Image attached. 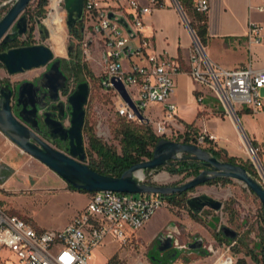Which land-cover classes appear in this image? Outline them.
<instances>
[{"label":"built area","instance_id":"obj_1","mask_svg":"<svg viewBox=\"0 0 264 264\" xmlns=\"http://www.w3.org/2000/svg\"><path fill=\"white\" fill-rule=\"evenodd\" d=\"M168 4L179 10L183 20L178 0H83L80 23V36L86 34L88 46L98 52L102 68L99 86L109 95L114 111L132 122H150L160 139L167 135L169 127L178 128L180 122L176 105L171 101L175 93L174 75L179 70L165 52L153 49L151 36L145 32V19ZM192 6L206 15L209 0H192ZM255 10L264 13V5H257ZM41 22L49 33L58 29L63 32L66 26L63 0H49ZM191 36L186 72L193 81L221 101L225 114L236 116L237 109L242 107L264 113V95L260 93L264 88V68L254 69L250 65L222 68L205 56L199 40L192 33ZM246 40L250 45L260 44L264 40V25L249 20ZM114 81L124 86L133 107L116 91ZM203 99L202 94L196 97L197 103ZM150 104L161 105L159 114L149 109ZM213 140L214 135L203 131L196 136L195 145ZM248 151L255 155L251 144ZM88 195L84 208L60 230H39L30 221L0 207V264H7L10 255L14 256L13 264H89L92 250L107 236L125 243L135 230L146 225L158 207L166 205L163 196L157 194L139 197L97 191ZM234 242L227 245V251ZM211 264H236V261L233 255L222 253Z\"/></svg>","mask_w":264,"mask_h":264},{"label":"rangeland","instance_id":"obj_2","mask_svg":"<svg viewBox=\"0 0 264 264\" xmlns=\"http://www.w3.org/2000/svg\"><path fill=\"white\" fill-rule=\"evenodd\" d=\"M13 2L14 0H0L1 17ZM37 2L38 0H32L26 7L27 12L24 16L27 19L28 30L19 39L24 40L30 28H32V45L44 44L53 51L55 57L62 60L64 71L69 79L67 93L63 92L61 95L63 102H67L68 93L70 90H74L76 83L80 81L88 82L89 93L84 106L86 127L82 130L86 160L92 161L96 158L94 154L91 156L88 151V133H93L102 142L119 150V133L117 129L120 120L111 106L109 95L104 93L98 84V77L102 71L98 60V52L93 46H88L86 34L77 37L69 32L66 26L63 31L64 47L62 49L58 50L59 47H56L51 40L50 33L46 39H42L38 31V24L45 14L36 17ZM184 14L189 23L191 16L185 12ZM77 27L79 29L80 26ZM70 45H74L77 50H80V58L86 64L88 72L83 71L77 76H72L69 73L66 63L71 59V56L68 55V46ZM42 69L43 67L33 68L22 73L9 75L0 62V83L6 80H9L10 83L30 80L38 75ZM260 93L263 95L264 89H261ZM205 104L213 109L212 111H205V120L209 119L208 114L211 112L217 117L225 114V107L217 97H208ZM156 114H159L158 110H156ZM187 114L184 117L186 121L189 120L191 113ZM237 115L240 116L239 113ZM234 118L236 119V116ZM238 118L244 130L249 132L250 127H246L245 120L241 117ZM253 121L255 130L264 135V118L258 116ZM64 124L69 126V118L64 120ZM184 124L180 120L178 128L169 127L170 130L164 138L180 142L183 139ZM149 125L152 126L150 122ZM193 125L197 130L196 134H193L195 137L203 131L209 133L204 126L198 127L195 123ZM251 141L254 143L252 146L258 159V161L256 159L258 166L252 159L253 155L248 151V145L251 144ZM210 144L215 149H222L226 154L233 155L237 158V162L246 165L252 164L251 169L254 176L249 175L264 186V144L258 141L254 142L251 136L241 135L236 150H228L227 145L220 146L217 140H213L211 143H199L198 146L206 149ZM52 146L55 149L62 150L56 144H52ZM0 155L2 157L0 172H3L4 176L12 172L4 185L0 184V207L6 212L31 221L39 230H60L83 209L88 193L72 190L67 185L63 186V180L61 181L59 176L30 155L23 153L2 132H0ZM4 178L1 174L0 179L4 180ZM190 178L192 176L187 177L184 173L170 174L164 168H161L144 171L141 181L148 184L176 186L188 181ZM200 194H207L222 201L221 210L214 211L203 208L193 218L192 211L187 206L186 201L184 205H173L166 201V205L158 207L146 225L135 230L125 243L121 244L119 241H113L110 236H107L98 247L92 250L89 264H152L149 255L153 243L159 236L163 238L167 234L172 235V245L179 251V256L171 264H211L222 253L233 255L236 262L238 259L243 258L246 264H259L246 254L248 250L252 249V253L259 257V245L264 239L263 212L256 195L244 183L231 179L226 184L216 182L197 186L186 192L185 199ZM135 195L147 197L150 194ZM16 211L22 212V214H18ZM222 225L237 232L236 242L228 251L226 248L229 243L220 239L223 236L220 233ZM200 238L202 239V246L199 249L188 248V244ZM9 260L7 264H13L14 256L10 255Z\"/></svg>","mask_w":264,"mask_h":264},{"label":"water","instance_id":"obj_3","mask_svg":"<svg viewBox=\"0 0 264 264\" xmlns=\"http://www.w3.org/2000/svg\"><path fill=\"white\" fill-rule=\"evenodd\" d=\"M31 1L14 0L7 12L0 18V43H10L26 34L28 24L23 12ZM63 5L66 11V27L71 32L83 20V0H63ZM179 9L183 15V22L197 40L198 38L190 27L181 6H179ZM109 16L113 18L112 14H109ZM119 21L124 23L121 18ZM38 31L42 39L49 36L47 28L41 22L38 24ZM54 58L53 51L44 44L13 47L0 52V62L9 75L44 67ZM66 81L67 77L60 70V59L57 58L37 80L36 84L28 80H24L19 84L16 93V106L21 108L17 114H14L11 109L12 90L10 86L6 84L0 87V132L8 137L23 153L44 164L66 184L77 190H84L86 193L113 191L165 196L188 191L212 178L224 177L244 183L260 201L264 216V186L250 176L241 165L217 159L206 149L195 144L161 138L154 146L150 159L131 165L119 177L103 175L92 170L85 163L86 153L82 134L85 117L84 106L89 93L87 81L78 82L67 98L70 108L69 127L63 125V115L59 114L58 118L54 119L51 116L52 114L44 111L43 122L46 126V132H42L38 128V112L46 106L41 101L46 95L51 100H57L58 92L64 88ZM113 83L120 96L133 107L124 86L118 81ZM40 88H46L47 93L38 95L37 92ZM139 119L142 120L143 117L139 115ZM39 133L42 137L39 136ZM56 140L64 144L68 140L66 149H55L52 144ZM184 153L208 168L201 170L188 181L176 186L148 184L134 176V173L138 170L144 172L156 169L165 165L169 160L180 158ZM186 204L194 214L201 212L203 208L214 211H219L222 208V201L207 194L191 196L186 200ZM220 233L223 237L232 241L237 236L236 231L225 225L220 227ZM159 239L160 236L156 240ZM163 239V246L160 249L170 248L172 246V235H164ZM201 246V238L188 244L190 249H199Z\"/></svg>","mask_w":264,"mask_h":264},{"label":"crops","instance_id":"obj_4","mask_svg":"<svg viewBox=\"0 0 264 264\" xmlns=\"http://www.w3.org/2000/svg\"><path fill=\"white\" fill-rule=\"evenodd\" d=\"M260 4L264 5V0H209V9L206 14L207 39L203 48L205 56L211 62L227 69L247 65L254 69L264 68V40L258 45H250L246 40L249 20L264 25V13H258L255 10V7ZM145 23V32L151 36L153 49L156 52H165L179 70L174 75L175 93L171 98V101L176 105V114L179 120L187 124L195 123L198 127L204 126L210 134L217 138L218 144L222 147L227 145L228 150L237 149L241 135L251 136L254 142L258 141L264 144V135L255 130L253 121L258 116L264 118L263 112L254 113L251 109L242 107L237 109L236 112L240 116L236 114V119L227 114L217 117L212 112L208 114L209 119H204L205 111L213 110L205 104L206 99L213 94L205 86L195 83L186 72L189 68V56L193 41L179 10L168 4L164 8L154 10L146 17ZM199 94H202L204 98L201 103L196 101ZM149 109L153 112L160 111L161 105L150 104ZM189 112L191 114L189 120L186 121L184 117ZM238 117L245 120L246 127H250L249 132L241 126ZM1 174L5 178L4 180L0 179V184L4 185L12 172L6 176L0 172V177ZM62 184L63 186L67 185L64 181ZM16 212L22 214V212Z\"/></svg>","mask_w":264,"mask_h":264},{"label":"trees","instance_id":"obj_5","mask_svg":"<svg viewBox=\"0 0 264 264\" xmlns=\"http://www.w3.org/2000/svg\"><path fill=\"white\" fill-rule=\"evenodd\" d=\"M49 0H38L36 6V17H41L45 14L47 5ZM181 8L186 14L191 16V20L189 22L190 27L194 31L197 36L199 42L202 46L205 45L207 39V21L206 15H203L197 12L192 6V0H178ZM7 12V11H6ZM5 12V13H6ZM27 12V9L24 10L23 15ZM4 13V14H5ZM1 18V16H0ZM81 26L80 24H78ZM77 25V26H78ZM33 29L30 28L26 38L21 40L19 38L14 41L6 44L0 43V52L5 51L12 47H20V46H28L32 45L31 37H32ZM71 33L77 37L80 36V27H75ZM66 68L69 70V73L72 76L80 75L83 71H87L86 64L82 62L80 58V50H75L71 54V59L66 63ZM99 84V78H98ZM73 91V90H72ZM71 91V92H72ZM70 92V93H71ZM64 93H67V89H65ZM69 94V93H68ZM116 116L120 120V124L118 126L119 133V150L106 143L102 142L98 139L93 133H88V151L92 156L95 155V159L92 161L85 160V163L95 172L101 173L103 175H108L112 177H119L126 169H128L131 165L148 160L152 157V152L154 146L157 141L160 139L157 137L153 130L152 126L149 125L147 121L140 122H132L127 120L125 117L117 114ZM85 118V117H84ZM86 127V121L84 119L82 130ZM196 127H194L193 123L184 124V131L182 133L181 143H196V137L193 134H196ZM254 143L251 141V145ZM206 150L217 159H220L225 162L233 163L241 165L248 174L253 175L254 173L251 169L252 164L246 165L242 162H237V158L233 156H228L222 149H215L212 144H210ZM204 165H202L199 161L193 160L189 158V155L184 153L180 158L169 160L165 165L157 167L156 169L164 168L170 174H181L184 173L187 177H194L201 170H203ZM155 170V169H153ZM230 178L217 177L212 178L205 183L211 184L220 182L221 184H226L230 182ZM67 186L76 191L85 192L84 190H77L73 188L71 185L67 184ZM191 190V189H190ZM187 191L172 193L169 195L163 196V198L175 205H184L185 204V194ZM192 217L195 218L196 215L191 213ZM262 222L264 224V216L262 215ZM220 239L227 241L228 243L232 242V240L227 239L225 237H221ZM235 241V240H233ZM236 242V241H235ZM257 246V245H256ZM252 249L247 251V255L253 260L259 262V264H264V239L262 243L259 245V257H257L254 253H252ZM177 258V255L172 257L168 262L164 264H171ZM157 264V263H152ZM236 264H246L243 258L238 259Z\"/></svg>","mask_w":264,"mask_h":264},{"label":"flooded vegetation","instance_id":"obj_6","mask_svg":"<svg viewBox=\"0 0 264 264\" xmlns=\"http://www.w3.org/2000/svg\"><path fill=\"white\" fill-rule=\"evenodd\" d=\"M77 25L75 27H77ZM75 50H77V47L76 46H74V45L68 46V55L71 56V54L73 52H75ZM56 59H57V57H55L52 61H50L47 65H45L43 67L42 71L38 75L34 76L33 78H31L28 81H31L34 84H36L37 83V80L42 76V74L44 72H46L49 69L50 65ZM60 70L67 77V75H66V73L64 71V66H63V62H62L61 59H60ZM68 80L69 79L67 77V81H66V84H65L64 88L61 89L58 92V99L57 100H51L50 97L48 95H46L43 98V100L41 101L42 103H45L46 106H45V108L43 110H39V112H38V128H39L40 131L46 132V126H45V124L43 122V119H44L43 112L44 111L49 112L50 114H52L51 116L54 119H57L58 116H59V114L60 115H63L62 123H63L64 126H65L64 120L66 118H70V116H69L70 108L68 106V103L67 102L66 103L63 102V100L61 99L62 93L68 87V82H69ZM22 81H24V80H22ZM22 81H19L17 83H10L9 80H6L5 82L0 83V87L8 84L10 86L11 90H12V95H11V109H12V111H13L14 114H17V112L21 108V107H17L16 106V93H17V88H18L19 84ZM44 93H47V89L46 88H40V90H38V92H37L38 95L44 94ZM65 127H69V126H65ZM39 136L42 137V135L40 133H39ZM53 144H56L62 150H65L66 147L68 146V140H66V143L65 144L62 143L59 140H56ZM203 167H204L203 169H207L208 168L207 166H203ZM163 241H164V239L161 237L159 240H156L153 243V246H152V249H151V254L149 255V260H150L151 263L164 264V263L168 262L175 255H177V257L179 256V251L177 249H175L173 247V245L170 248L161 250L160 248L163 246Z\"/></svg>","mask_w":264,"mask_h":264},{"label":"bare ground","instance_id":"obj_7","mask_svg":"<svg viewBox=\"0 0 264 264\" xmlns=\"http://www.w3.org/2000/svg\"><path fill=\"white\" fill-rule=\"evenodd\" d=\"M50 38L55 43L56 47H59L58 50H60L64 47V45H63V32L61 31V29H58L57 31H51L50 32ZM252 159L257 164L256 155H253ZM257 161H258V159H257ZM257 166H258V164H257ZM134 176L137 179H142L144 176V172H142L141 170H138L137 172L134 173Z\"/></svg>","mask_w":264,"mask_h":264}]
</instances>
